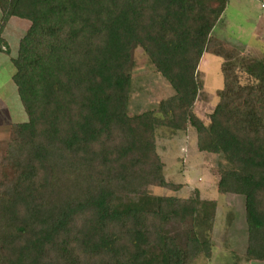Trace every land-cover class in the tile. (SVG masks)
Here are the masks:
<instances>
[{
	"label": "trees",
	"instance_id": "obj_1",
	"mask_svg": "<svg viewBox=\"0 0 264 264\" xmlns=\"http://www.w3.org/2000/svg\"><path fill=\"white\" fill-rule=\"evenodd\" d=\"M211 3H215L212 5ZM225 0H0L29 22L12 59L27 121L0 155V264H192L214 247L217 203L171 191L155 129L192 127L219 156L217 192L244 201L226 240L264 264V62L210 36ZM141 48L174 95L130 116L132 52ZM212 48L223 89L205 124L197 71ZM239 73L250 80L239 84ZM158 115H157V114ZM231 233V235H230ZM237 249V250H238ZM239 251V250H238Z\"/></svg>",
	"mask_w": 264,
	"mask_h": 264
},
{
	"label": "rangeland",
	"instance_id": "obj_2",
	"mask_svg": "<svg viewBox=\"0 0 264 264\" xmlns=\"http://www.w3.org/2000/svg\"><path fill=\"white\" fill-rule=\"evenodd\" d=\"M262 1L225 0L224 10L210 34L211 38L225 47L249 53L256 60L264 62ZM221 64L222 59L214 55L212 48H208L198 66L197 77L200 91L194 105V113L205 124L208 123L209 114L219 102V93L223 89ZM130 74L132 78L128 105L130 116L147 111L157 112L158 104L174 95L173 89L155 71L141 48H135L132 52ZM249 82L245 74L239 73L240 85ZM9 101L8 109L4 107V114L1 113L0 122L3 121V115L9 116L4 121L23 122L24 120L17 117V108H19V113L23 115L21 118H26L17 95L11 96ZM8 133L9 130H6L5 126L1 127L0 155L8 142ZM155 146L163 164L162 171L166 181L180 184L182 187L178 191L150 187L152 194L189 198L194 195L195 190H198L201 199L214 200L217 203L212 234L214 243L212 257L207 259L200 256L192 264H240L241 260L244 261L242 252L238 248L234 249V245L230 242L231 237L226 240V227L230 221L237 230L245 227L244 201L240 196L223 195L217 192L218 168L220 164H224V161L217 155L197 150L196 133L192 127H188L185 131L156 127Z\"/></svg>",
	"mask_w": 264,
	"mask_h": 264
},
{
	"label": "crops",
	"instance_id": "obj_3",
	"mask_svg": "<svg viewBox=\"0 0 264 264\" xmlns=\"http://www.w3.org/2000/svg\"><path fill=\"white\" fill-rule=\"evenodd\" d=\"M0 19H1V12H0ZM28 28H29V22L28 21L12 17V18L8 19L6 25L4 26L2 34H1L2 38L7 43L10 52H9V54H5L0 50V116H1V113L4 114L3 113L4 107H6L8 109L10 97L15 95V94L18 97L17 89H16V86L13 82V75L15 73V69H14V66L12 64V59L15 58V56L17 55L19 42L22 39V37L24 36V34L26 33ZM3 80H5V81L3 82ZM18 99H19V97H18ZM19 102H20V100H19ZM20 104H21V102H20ZM21 107H22V104H21ZM17 109H18V116L17 117H19L20 119H22L24 121L23 122L10 123V121H4L7 118H9V116L3 115V119H2L3 121L0 122V130H1V127L5 126L6 130L10 131V128L13 124L24 123L27 121V116H26V118L25 117L21 118V117H23V115L21 114V112L19 113V108H17ZM22 110L24 111L23 107H22ZM25 119H26V121H25ZM2 124H7L8 126L2 125ZM211 257H212V255H211ZM211 257H209L207 259H211ZM238 260H240V259H238ZM240 264H248V263L241 260Z\"/></svg>",
	"mask_w": 264,
	"mask_h": 264
},
{
	"label": "built area",
	"instance_id": "obj_4",
	"mask_svg": "<svg viewBox=\"0 0 264 264\" xmlns=\"http://www.w3.org/2000/svg\"><path fill=\"white\" fill-rule=\"evenodd\" d=\"M263 3L261 4L262 9H264V0L262 1Z\"/></svg>",
	"mask_w": 264,
	"mask_h": 264
}]
</instances>
